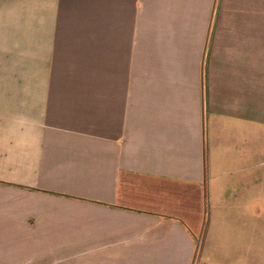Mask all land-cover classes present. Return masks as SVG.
Segmentation results:
<instances>
[{"label":"crops","instance_id":"crops-1","mask_svg":"<svg viewBox=\"0 0 264 264\" xmlns=\"http://www.w3.org/2000/svg\"><path fill=\"white\" fill-rule=\"evenodd\" d=\"M263 154L264 0H0V264H264Z\"/></svg>","mask_w":264,"mask_h":264},{"label":"rangeland","instance_id":"rangeland-1","mask_svg":"<svg viewBox=\"0 0 264 264\" xmlns=\"http://www.w3.org/2000/svg\"><path fill=\"white\" fill-rule=\"evenodd\" d=\"M254 171H255V173L256 172H264V154H263V156L261 158H255ZM206 190H207V193H208V189L207 188H206ZM206 207H207V209H206V218H205V220L203 219V222L201 223V232L204 231V230L207 231L208 220H209V209H210L208 201H207ZM201 232L199 233V235L201 234Z\"/></svg>","mask_w":264,"mask_h":264}]
</instances>
